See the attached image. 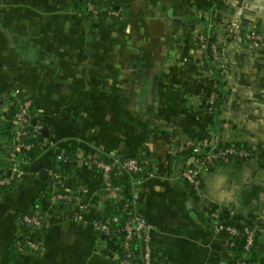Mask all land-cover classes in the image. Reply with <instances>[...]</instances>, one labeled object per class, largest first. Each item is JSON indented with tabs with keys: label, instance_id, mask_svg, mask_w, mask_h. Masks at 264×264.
<instances>
[{
	"label": "crops",
	"instance_id": "crops-1",
	"mask_svg": "<svg viewBox=\"0 0 264 264\" xmlns=\"http://www.w3.org/2000/svg\"><path fill=\"white\" fill-rule=\"evenodd\" d=\"M86 1L0 0V121L10 120L11 93L31 95L47 136L22 186L10 195L0 190V264H117L115 245L99 242L92 225L108 203L101 178L78 156L101 150L135 157L145 149L153 175L136 185V205L154 225L158 261L232 264L233 251L207 216L219 208L258 228L249 260L264 264V161L257 152L264 143V39L252 47L227 42L228 72L210 113L212 78L197 41L208 25L207 0H93L121 10L115 19L86 15ZM226 20L238 33L264 37V0H228ZM197 135L244 144L258 157L204 172L195 196L181 177L180 149ZM52 166L68 191L87 189L75 192L81 209H57L42 226L24 229V213L49 207L42 194L58 179L41 173ZM20 236L44 244L10 260Z\"/></svg>",
	"mask_w": 264,
	"mask_h": 264
},
{
	"label": "built area",
	"instance_id": "built-area-1",
	"mask_svg": "<svg viewBox=\"0 0 264 264\" xmlns=\"http://www.w3.org/2000/svg\"><path fill=\"white\" fill-rule=\"evenodd\" d=\"M208 1V25L197 35L199 48L209 58L208 75L212 78V85L206 99L210 113H215L220 100L221 80L228 72L227 42L235 41L240 45L256 46L263 41V35L256 30L246 33H238L235 24L226 20L228 0ZM86 15L90 17L104 16L108 19L117 18L121 10L109 8L107 10L93 0L85 2ZM218 37L223 38L221 43ZM9 105L14 109L10 118L14 127L13 142L10 143L9 159L13 162L12 177H1L0 186L9 184L12 178L22 176L23 170L19 167L17 153L31 150L35 145L44 149L47 139L43 137L45 126L36 120V100L27 94L11 93ZM43 137V138H41ZM264 150V143L260 146ZM193 153L186 156L184 169L181 177L186 180L196 196L202 193L203 173L209 172L218 165H229L236 162L258 157L256 150L239 146L236 143L223 142L211 135L188 137L181 146L180 153L188 150ZM80 161L90 169L99 173L101 189L107 202L112 201L116 206V213L100 218L99 214L105 206L101 205L93 219L92 225L99 242L106 240L116 247L117 264H162L155 258L153 247L154 225L145 218L137 209L135 187L138 183L153 175V158L149 150H143L135 157H122L110 155L101 150L82 152L79 154ZM64 159L70 160V155ZM264 161V155L261 157ZM51 177L58 179L57 188L51 193L47 201V209H35L26 212L20 217L22 228L31 230L42 226L53 211L58 207L66 209L80 208V199L77 192L83 195L87 189L80 185L75 192L68 191L66 181L62 173L54 166L48 168ZM125 174L129 177L127 184L117 181L116 177ZM230 217L237 215L236 210L211 209L207 216L216 230L225 238L228 248L233 251L241 241V248L235 255L234 264H250L249 254L255 247L258 228L252 223L240 218L238 224L231 223L223 216L225 213ZM70 217L74 221H80L78 212L70 211ZM116 237H121L117 244ZM42 240L27 239L23 242L17 240L15 246L27 254L37 253L43 246Z\"/></svg>",
	"mask_w": 264,
	"mask_h": 264
},
{
	"label": "trees",
	"instance_id": "trees-1",
	"mask_svg": "<svg viewBox=\"0 0 264 264\" xmlns=\"http://www.w3.org/2000/svg\"><path fill=\"white\" fill-rule=\"evenodd\" d=\"M85 7V5H84ZM85 9V8H84ZM207 59V68L209 67V58L206 57ZM209 62V63H208ZM220 103V100H219ZM218 103V106H219ZM217 106V108H218ZM217 111V110H216ZM14 113V109H11L10 111V116L12 117ZM0 115H4L3 113H0ZM9 116V117H10ZM10 117V118H11ZM8 118V117H7ZM14 127L11 124V121L8 119H3L0 121V149L4 148L5 150H3L2 153H0V178L1 177H12L11 175V170H12V165L13 162L9 159V151L7 149V147H10V143L13 142V135H14ZM197 136H201V135H197ZM43 137L46 138L47 136H45V134L43 133ZM41 137V138H43ZM47 139V138H46ZM239 146H243V147H247L244 144H238ZM3 146V147H2ZM44 151V149H42L38 143L35 145V147H33L31 150L28 151H21L19 153H17V159L20 162L19 163V167L21 170L25 172L30 171L31 170V166L32 164L36 161V159L42 154V152ZM258 154L260 156L264 155V150L262 148H259L257 150ZM193 150H188L186 152L181 153L182 157H185L192 154ZM24 173L22 174V176H17L15 175L12 178V181L9 184H5L0 186V190L4 192V194L6 195H10L11 192L17 188H20L22 186V177L24 176ZM100 176V175H99ZM55 178L51 177V180L53 181ZM117 181L122 183V184H127L129 181V177L125 174H120L118 175V177H116ZM184 180V179H183ZM184 184L186 185V187L189 188V190L191 191V194L195 195L194 191L190 188L188 182L186 180H184ZM58 184L56 183V187L53 189H48L45 190L42 194V196L46 199H48V197L51 195V193H53V191L57 188ZM196 196V195H195ZM63 209V207H58V210ZM114 213H116V206L112 201H109L106 206L104 207V209L100 212L99 217L100 218H104L108 215H113ZM223 216H225L226 218L229 219V221L231 223L234 224H238L239 219L241 218L239 215L235 216V217H230L225 213H223ZM17 240H21V242L25 241V237L24 236H20L18 237L15 242ZM115 240L117 241V244L120 243L121 241V237H116ZM15 242L13 243L12 249H11V255H10V260H15L16 258L19 257L20 254H24L25 251H20L17 249V247L15 246ZM241 248V241L239 242V245L233 250V260H232V264H234V257L235 255L239 252Z\"/></svg>",
	"mask_w": 264,
	"mask_h": 264
},
{
	"label": "water",
	"instance_id": "water-1",
	"mask_svg": "<svg viewBox=\"0 0 264 264\" xmlns=\"http://www.w3.org/2000/svg\"><path fill=\"white\" fill-rule=\"evenodd\" d=\"M47 174H48V171L46 170L41 173L42 176H46Z\"/></svg>",
	"mask_w": 264,
	"mask_h": 264
}]
</instances>
